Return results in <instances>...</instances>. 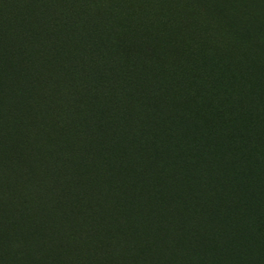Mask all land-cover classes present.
I'll return each mask as SVG.
<instances>
[{
	"label": "rangeland",
	"instance_id": "rangeland-1",
	"mask_svg": "<svg viewBox=\"0 0 264 264\" xmlns=\"http://www.w3.org/2000/svg\"><path fill=\"white\" fill-rule=\"evenodd\" d=\"M105 1L122 14L120 37L131 39L132 77L141 86L128 101L118 97L117 107L129 116L119 117L115 110L114 126H131L140 116L154 133L162 129L150 138L162 145L163 174H170L172 159L182 152L193 158L201 154L198 164L178 174L175 188L162 184L169 197L157 201L146 195L133 208L131 196L119 208L100 176L84 175L91 199L106 201L114 219V242L98 245L80 229L85 221L73 215L74 197L61 196L68 180L66 158L78 169L83 157L73 148L67 119L83 104L69 97L44 101L16 65V54L27 45L5 40L2 24L0 264H221V255L223 264H243L230 253L235 245L236 251L245 246L243 234L227 239L223 230L229 213H238L233 183L242 173L246 184L240 202L264 195L256 188L264 187V170H259L264 164V53L253 47L254 39L264 45V0ZM54 64L49 74L59 80L58 90L69 88L67 76H58L61 66ZM71 75L86 95L83 67ZM57 106L54 115L70 128L57 129L49 118ZM57 159L61 174L54 168ZM178 163H184L180 157ZM77 239L88 262L79 263ZM254 258V264H264V242L245 264Z\"/></svg>",
	"mask_w": 264,
	"mask_h": 264
},
{
	"label": "trees",
	"instance_id": "trees-1",
	"mask_svg": "<svg viewBox=\"0 0 264 264\" xmlns=\"http://www.w3.org/2000/svg\"><path fill=\"white\" fill-rule=\"evenodd\" d=\"M121 17L117 6L105 0H0L3 38L13 42L11 44L27 45L20 54H16V65L23 67L35 90L41 91L44 101L49 104L53 99L56 103L59 102L60 97H69L71 101H80L83 104V109L77 108L70 112L67 118L74 130L73 148L83 157L79 160L78 169L74 168L72 160L66 158L64 167L68 172V180L67 185L61 186V196L69 194L74 197L73 215L83 216L85 224H82L80 229L91 235L98 245L103 242L113 243V230L116 229L106 201L99 199L94 202L91 199L83 183L84 175L100 176L107 186L108 195L116 201L115 206L119 208L125 203L122 199L131 196L133 208L134 203L139 204L146 195L157 201L165 199L167 193L169 197L170 190L164 191L162 184L175 188L178 174L186 170L188 165L198 164L197 160L201 155L197 154L198 156L193 158V155L188 156L182 152L172 159L170 174H163L158 161L163 153L162 145L150 138L159 134L162 129L154 133L140 120V116H137L138 119L132 118L131 126H114L112 117L115 110L119 117L129 116L125 108L117 107L118 97L128 101L130 97L138 95L141 87L132 77L135 63L131 58V39L123 40L120 37V33L123 34ZM63 29L65 31L61 33ZM254 41L255 51L264 53V45L257 39ZM54 62L61 66L58 69L62 68L58 76L68 78L70 85L69 88H64L65 90H58L59 80L49 74L50 70L54 71ZM77 66L83 67L87 78L84 86L86 95L78 91L77 83H74L73 79L69 80ZM83 99L85 102L81 101ZM59 108L57 106L52 109L54 111L49 109V118L55 119L57 129L64 126L70 128L61 116L54 115L55 109ZM54 135L56 138L57 134ZM62 147L61 143L56 150L58 154L61 153ZM179 157L184 162L181 165L178 163ZM58 166L57 159L54 168L61 174L62 169ZM259 170H264V164ZM250 171L254 184L258 169L255 167ZM243 183L246 184V181H243L242 173L233 183V199H238L235 205L238 213H229L226 217L225 221H228L223 235L227 239L237 240L243 234L245 246L236 251L235 245L230 253L239 255V262L245 264L255 257L264 242V195L261 198L250 196L248 200L240 202ZM256 188L258 192L264 190L260 185ZM173 196L176 200L175 193ZM229 223L231 225L228 229ZM130 227L134 229L132 225ZM250 239L251 243L248 245L247 240ZM74 241L73 245L79 248L80 240ZM86 244L85 242L83 245L86 247ZM77 248L78 256L81 257L79 263L88 262V259L83 257V247ZM217 258H220L223 264L222 255ZM255 260L254 258L251 264H254Z\"/></svg>",
	"mask_w": 264,
	"mask_h": 264
}]
</instances>
